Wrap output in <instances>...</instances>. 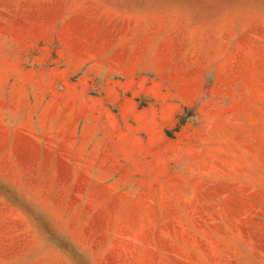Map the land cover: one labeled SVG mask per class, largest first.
Returning <instances> with one entry per match:
<instances>
[{
  "label": "rangeland",
  "instance_id": "374dc122",
  "mask_svg": "<svg viewBox=\"0 0 264 264\" xmlns=\"http://www.w3.org/2000/svg\"><path fill=\"white\" fill-rule=\"evenodd\" d=\"M0 264H264V0H0Z\"/></svg>",
  "mask_w": 264,
  "mask_h": 264
}]
</instances>
